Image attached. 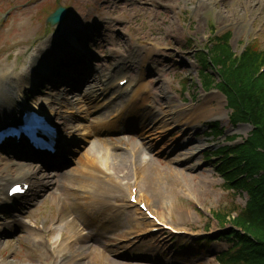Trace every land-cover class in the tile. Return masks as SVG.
Listing matches in <instances>:
<instances>
[{"label": "rangeland", "instance_id": "374dc122", "mask_svg": "<svg viewBox=\"0 0 264 264\" xmlns=\"http://www.w3.org/2000/svg\"><path fill=\"white\" fill-rule=\"evenodd\" d=\"M10 2L15 4L16 10L8 14L5 9L9 7ZM64 4L73 5L72 11L75 14L67 18V22L61 28L62 35H55L50 42L51 34L48 33L54 31L45 25V19L58 5L64 7ZM20 5H25V8L18 9ZM23 20H27L32 30L33 45L29 46L32 48L38 46L40 39L44 41V45H50L48 49L51 51L53 49L58 51L66 41L77 46L74 43L76 34L79 36L78 33H87L86 46H79L77 53L83 57L81 66L86 64L88 69L68 74L66 86L61 88V91L46 89L43 93H35L38 100L59 96L61 104L56 107H59V111L66 119L68 136L66 141L70 144V150L64 156L65 160L60 161L58 169L38 174L35 191L31 192L23 206L18 207L19 210L16 211L20 218L19 224L5 230L7 233L0 230V264H49L52 259L51 252L56 249L60 250L58 254H67L68 258L63 261L60 256H56L58 259L55 264H217L213 257L227 249L223 244L211 247L200 255L199 260L196 259L198 256L193 257L191 263L181 258L170 259L169 253L173 250L172 248L168 250L171 241L168 237L142 240L138 247L130 243L126 247V252L131 253L128 255L126 253V256L118 254L115 249L112 251L105 249L107 242L134 235L146 228L137 227V215L127 207H122L126 212L125 222L116 219L117 212L113 214L117 210L115 203L119 200H113L111 195L118 194V189L115 188L118 183L128 182L127 179L121 180L122 173L131 170L129 165L124 168V164H116L115 153L122 154V159L129 160L130 153L135 152L136 165L149 158L155 169L166 173L159 189L165 192L167 199L163 198L160 204L157 203L159 199L155 200V206L164 222L171 223L176 228L194 233L213 231L217 228L211 225V228L205 229L207 220L192 208L188 201L189 197L196 198L198 205L213 215L218 214V211L222 214L221 211L224 212V209L234 208L237 211L243 208L246 199L244 194L225 192L221 178L202 160L204 147L214 142V148L209 151L212 153L222 146L223 142V138L207 140L203 134L207 129L203 125L217 120L221 127L226 128V137L236 135L243 138L251 131V127L247 124H237L234 127L228 124L230 113L224 96L214 89L206 94L201 90L196 76L198 67L192 58L199 49L208 44L210 40L208 35L212 28L217 36L230 33V45L234 52L240 51L242 41L254 37L257 33H260L256 37L262 46L264 0H0V54L3 59L0 71L1 64L5 61H8L9 65L17 60L21 62L20 49L9 47L12 45L11 36L19 29L18 24ZM43 30L47 36L36 39ZM145 59L147 63L143 62ZM29 61L28 58L16 68H23V64L26 68ZM116 68L119 77L141 79V92L146 88L150 90L149 96L143 97V100L152 102L160 116L171 110L172 112L179 110L176 116V121L179 122L191 112L193 114L205 110L207 106L210 110L202 114L200 119L188 118L186 124L182 122L175 132L161 136L160 141L159 137L154 138L155 129L151 127L153 123L150 124V121L147 122L145 130H139L136 123L116 125L113 122L111 125L114 129L117 127L125 129L110 135L101 130V127L120 107H127V99L116 93L117 89L114 87L108 92H103L102 86L106 76ZM80 75H84L88 80L80 85L76 84L74 93L73 87L71 88L69 84L71 81L81 79ZM168 80L172 81V86L166 84ZM183 81L188 84L185 94L180 93L178 89L179 85H184ZM93 88L94 91H98L97 95H100L98 101L93 105L86 99H83V102L77 101L83 98L84 94L93 91ZM70 95V101L65 103V108L62 100L68 99ZM194 95L198 97V101L191 103L190 96ZM183 99L185 103L181 102ZM6 104L12 106L10 102ZM141 110L144 111L143 108ZM70 111L77 115H70ZM125 118L123 117V123ZM173 122L175 120L172 119L169 124ZM96 130L101 132L98 134L99 138L94 137ZM83 137H86L84 141L81 140ZM136 145L141 150V155L138 154ZM87 152L90 154L88 157L90 166L93 167L94 163L98 166L99 175L105 176L104 180L101 179L102 182H99L101 190H98L97 194L95 191L92 195L94 201L91 204L77 198L74 191L79 184L74 180L75 175L72 177L76 172L86 170L88 162L83 163V156ZM95 157L97 159H94ZM12 163L15 164L16 160L9 155L5 156V160L0 159V172L5 171V166ZM11 169L10 173H16L14 165ZM170 170L175 174L167 172ZM2 176L5 177V174ZM126 178L131 179V175L128 173ZM144 182L141 181L139 184L142 191ZM60 203H65L70 210L65 222L51 228L53 234L47 237L50 239L49 246L43 241L41 244L36 243L44 233V231L38 233L37 228L46 229L51 224L59 212ZM79 204L92 212L98 209L99 205L109 207L103 217L107 223L114 224L113 227L120 225V231L117 234L111 231L101 232L88 221L83 222L77 208ZM165 205L170 210L174 209L172 214L163 211ZM12 214L15 213L8 209H0L2 217L0 229L6 225L5 222L13 220L10 217ZM73 219L77 221V228L71 232L67 224ZM85 233L90 234V239L86 238L87 234L82 235ZM68 238L74 243L70 247H65L64 240ZM189 256L187 255L186 259L190 258Z\"/></svg>", "mask_w": 264, "mask_h": 264}, {"label": "trees", "instance_id": "16d2710c", "mask_svg": "<svg viewBox=\"0 0 264 264\" xmlns=\"http://www.w3.org/2000/svg\"><path fill=\"white\" fill-rule=\"evenodd\" d=\"M228 35H222L213 42L211 50V60L214 65L221 69L224 84L219 85V90L226 95L228 104L234 111L238 120L248 119V122L256 129L252 132V139L240 151L246 152L251 162L246 168L239 169L228 178H232L241 172L247 173L240 182L232 186L233 189H246L251 195L258 196L254 200L252 207L242 211L234 223L240 227L242 233L227 231L222 234L226 242L234 244L236 252L232 255L223 253L220 257V264H264V186L259 190L253 187L259 181L264 182V76L260 78L261 88L257 89V84L250 85L247 75L253 74L258 65L259 55L255 48H249L246 55L241 60L233 59L232 49L228 47ZM197 62L201 64L199 71L204 80L205 86H209L213 81L212 72H208V67L204 56L199 55ZM210 69V70H209ZM216 134V131L214 132ZM257 147L261 149L256 152ZM239 154V150L237 151ZM248 157V158H249ZM238 166V161H224L218 167L219 173L225 170H232ZM261 171V172H260ZM258 173H261L258 175ZM243 174V173H242ZM257 179L254 176H257Z\"/></svg>", "mask_w": 264, "mask_h": 264}, {"label": "bare ground", "instance_id": "6f19581e", "mask_svg": "<svg viewBox=\"0 0 264 264\" xmlns=\"http://www.w3.org/2000/svg\"><path fill=\"white\" fill-rule=\"evenodd\" d=\"M18 37L25 38L24 41H28L29 39H26V38L27 37L31 38V35H30L29 30L27 29V30H23ZM23 50L25 51L26 48H23ZM143 62L147 63V59H145ZM1 69L2 70L5 69V65H1ZM8 72L9 71H1L0 79H2V80L6 79V77H8L10 75V72L9 73ZM1 84H2V81L0 80V86H1ZM91 98H92L91 101L97 100V99H95V96L93 94H91ZM216 99L218 100V98H216ZM79 101L80 100H78V102ZM208 110H210L209 106H207V109H205V110H200V111L194 112L193 114L191 112V113H189L188 116L185 115V119H186V121H189L188 118L189 119H194V120L200 119V116L202 114L206 113ZM152 116H153V114L151 112H148V111L144 112V111L141 110L140 107L134 105V107L131 108L130 111H128L127 113L124 114L123 117H126V118H125V122L122 125H124V124L130 125V124L135 123V121H136L138 123L137 127L139 128V130L140 129L141 130H145L146 127H147V122L148 121H150V122L152 121ZM121 117L118 118L117 121H115V122L119 123L120 121H122L121 119H123V118H121ZM105 126H109V125L105 124ZM165 128H168V127H164L163 130ZM111 143H114V142L111 141ZM136 150H137L138 154L141 155V150L139 149L138 145H136ZM88 156L89 155H87V157ZM122 158H123L122 154L115 153L116 164L117 165L124 164V168H125V166L128 163V161L124 160ZM143 163H139L137 168L134 169L136 174H139V181L134 182V183H137V185H138L137 193L139 194V196H141L143 198L146 207H148L149 210L151 209V210H153V212L156 213L158 210H157V208L155 206V203H156L155 200L159 199L157 201V203H158V202H160V200H164L165 198L167 199V197L165 195V192L163 190L159 189L160 186H161V183H163L161 181L166 176V173L159 172L157 169H155V167L153 166V163L151 161H149V160H148V162L145 161ZM167 172L170 173L171 175L175 174L171 170H170V172L169 171H167ZM170 174H168V175H170ZM28 176H30V173H28V172L26 173V172H23V171H20V170H19V173L17 175V177H19V178H21L23 180L27 179ZM156 178H158V179H156ZM92 181H93V187H95V191L96 190H101L102 187H101V185L99 183L100 181H98L97 179H94V178L92 179ZM141 181H145L144 182L145 187L143 185V191L141 189V186L139 185V183ZM152 188H153V190H152ZM125 191H126V188H125V190H123V192H125ZM79 210L81 211V210H84V209L79 207ZM59 211H60V214H61V222H62V220H64L66 218V216L70 213V211L68 210V208H67V206L65 204L60 205ZM135 212L138 213V211H135ZM139 214H140V217H141L140 218L141 221H139L137 223V225H138L137 227L139 228L141 226H145L146 229L149 228L151 230L152 229L150 227L151 224L146 222V220H145L146 218H144V215L141 212ZM97 217L98 216L94 217V216L89 215V213H86L82 219L83 220L89 219V220H92L93 222H95V219H97ZM76 224H77V221H75L74 219H73L72 222H68L67 226H68V228L70 229L71 232L74 231V228H75ZM119 229H120V225L117 226V227H110V225H108L106 227H104V226L101 227V230L106 231V232L107 231H114L115 232V231H118Z\"/></svg>", "mask_w": 264, "mask_h": 264}, {"label": "water", "instance_id": "95a60500", "mask_svg": "<svg viewBox=\"0 0 264 264\" xmlns=\"http://www.w3.org/2000/svg\"><path fill=\"white\" fill-rule=\"evenodd\" d=\"M63 16H64V11L63 10H57L55 12V14L48 20V22L50 24L54 25V23L60 22Z\"/></svg>", "mask_w": 264, "mask_h": 264}]
</instances>
